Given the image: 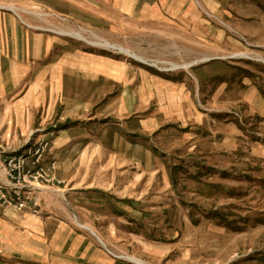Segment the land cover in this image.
<instances>
[{"label": "rangeland", "instance_id": "1", "mask_svg": "<svg viewBox=\"0 0 264 264\" xmlns=\"http://www.w3.org/2000/svg\"><path fill=\"white\" fill-rule=\"evenodd\" d=\"M217 1L215 14L199 10L189 36L146 29L101 38L29 15L34 32L67 40L61 54L140 65L69 36L79 33L120 43L147 60L144 69L166 79L185 75L188 89L197 87L195 111L180 121L158 118L159 129L141 135L133 174L121 164L118 173L90 176L104 190L78 192L73 206L61 202L72 224L81 212L106 234L117 264H264V0Z\"/></svg>", "mask_w": 264, "mask_h": 264}, {"label": "crops", "instance_id": "2", "mask_svg": "<svg viewBox=\"0 0 264 264\" xmlns=\"http://www.w3.org/2000/svg\"><path fill=\"white\" fill-rule=\"evenodd\" d=\"M219 4L0 0V154L19 152L44 137L50 141L44 164L54 161V175L64 182L61 194H43L46 207L40 215L0 212V264H117L106 249V234L88 225L81 212L72 214V224L61 202L73 206L78 192L104 190L89 183L90 176L118 173L121 164L131 165L133 174L143 156L141 135L155 133L158 118L184 119L186 109L195 111L197 96V87L188 89L187 76L160 77L127 54L140 65L73 49L61 54L67 40L34 32L29 15L41 12L55 28L91 31L101 38L146 29L189 36L199 10L215 14ZM69 36L92 47L103 45Z\"/></svg>", "mask_w": 264, "mask_h": 264}, {"label": "built area", "instance_id": "3", "mask_svg": "<svg viewBox=\"0 0 264 264\" xmlns=\"http://www.w3.org/2000/svg\"><path fill=\"white\" fill-rule=\"evenodd\" d=\"M50 141L44 137L19 152L0 154V212H27L40 215L46 204L43 194H61L64 182L54 175L55 162H44Z\"/></svg>", "mask_w": 264, "mask_h": 264}, {"label": "bare ground", "instance_id": "4", "mask_svg": "<svg viewBox=\"0 0 264 264\" xmlns=\"http://www.w3.org/2000/svg\"><path fill=\"white\" fill-rule=\"evenodd\" d=\"M77 39H81V40H84V37L81 35V34H79V33H76V34H73ZM90 44L91 45H94V46H98L99 45V43H95V42H90ZM109 44H107V43H105V44H103V45H100V46H102V47H105V48H109V47H111V46H108ZM112 48H115V49H117L119 52H123V53H125V54H127V55H129V56H131V57H133L134 59H136V60H138V61H140V62H142V63H144V64H147V60L146 59H144V58H142V57H139V56H137V55H135V54H133V53H131L130 51H128V50H125L124 48H121V47H115V46H112ZM191 64V63H190ZM186 65V64H185ZM190 65L188 64V65H186L185 66V68H188ZM184 68V69H185ZM101 241V240H100ZM127 260H129V259H127ZM132 260V259H131ZM130 260V261H131ZM134 261V260H133Z\"/></svg>", "mask_w": 264, "mask_h": 264}, {"label": "water", "instance_id": "5", "mask_svg": "<svg viewBox=\"0 0 264 264\" xmlns=\"http://www.w3.org/2000/svg\"><path fill=\"white\" fill-rule=\"evenodd\" d=\"M190 68V67H189Z\"/></svg>", "mask_w": 264, "mask_h": 264}]
</instances>
